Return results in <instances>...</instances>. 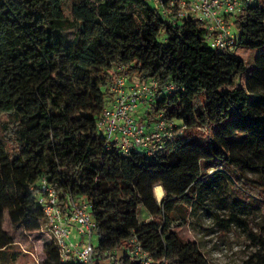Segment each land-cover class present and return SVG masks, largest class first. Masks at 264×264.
<instances>
[{"label": "trees", "instance_id": "16d2710c", "mask_svg": "<svg viewBox=\"0 0 264 264\" xmlns=\"http://www.w3.org/2000/svg\"><path fill=\"white\" fill-rule=\"evenodd\" d=\"M65 1L0 0V165L11 177L0 182V264L27 253L8 218L46 233L43 179L64 208L90 202L94 264H211L177 229L203 211L219 232L244 236L243 264H264V0L231 17L237 40L224 50L199 19L167 18L151 0H70L71 17ZM118 76L174 86L140 117L177 124L154 154L125 155L98 129ZM42 252L38 264H86L48 237Z\"/></svg>", "mask_w": 264, "mask_h": 264}, {"label": "built area", "instance_id": "2783aa9c", "mask_svg": "<svg viewBox=\"0 0 264 264\" xmlns=\"http://www.w3.org/2000/svg\"><path fill=\"white\" fill-rule=\"evenodd\" d=\"M163 16L181 19L197 18L203 22L204 38L218 50L234 49L237 40L231 17L240 12L247 0H151ZM174 90L167 85L160 89L157 80H128L118 76L112 87V99L100 115L97 125L108 141L123 154L129 155L135 148L154 154L163 149L168 141L176 136V122L159 117L151 126L137 119L134 113L142 105L152 102L159 94ZM180 130L179 133H182ZM43 195L39 198L40 207L46 216V234L58 244L62 258L77 257L86 264H94V244L92 243L95 226L90 215V202L87 199H71L64 208L55 188L46 179L42 180ZM74 228L83 236L82 242L72 239ZM129 253L147 260V253L140 244L133 242Z\"/></svg>", "mask_w": 264, "mask_h": 264}, {"label": "rangeland", "instance_id": "374dc122", "mask_svg": "<svg viewBox=\"0 0 264 264\" xmlns=\"http://www.w3.org/2000/svg\"><path fill=\"white\" fill-rule=\"evenodd\" d=\"M61 9L64 16H72L70 0L63 2ZM161 39H163V36H161ZM237 52L246 62L253 63L255 52L244 47L238 48ZM10 180L9 171L0 165V182L8 184ZM159 195L162 194L159 192ZM5 228L11 230L15 239L21 242L23 248L27 249V253L19 260V264H24L25 262L28 264H38L43 257V243L45 238H49V236L46 233L28 236L23 231H15L11 226L9 218L5 223ZM177 229L185 238L196 240L199 243L203 254L209 258L211 264H243L252 251L247 246L244 236L237 231L219 232L207 211H203L199 217L191 216L189 222L183 223ZM76 232L77 228H74V233ZM91 239L93 244H97L98 236L96 232L92 234Z\"/></svg>", "mask_w": 264, "mask_h": 264}, {"label": "crops", "instance_id": "0c3cea01", "mask_svg": "<svg viewBox=\"0 0 264 264\" xmlns=\"http://www.w3.org/2000/svg\"><path fill=\"white\" fill-rule=\"evenodd\" d=\"M146 108H147L146 105H142V106H140V107L138 108V110H136V112L134 113V116H135L137 119L140 120V117H141L142 114L145 113ZM162 189H163V188H162ZM163 194H164V191H163ZM72 239H73L74 241L80 243V242H82L83 236L80 235V234H78V233L76 232V233H74Z\"/></svg>", "mask_w": 264, "mask_h": 264}]
</instances>
